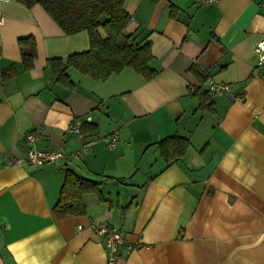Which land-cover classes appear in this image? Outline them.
<instances>
[{
  "label": "crops",
  "instance_id": "crops-1",
  "mask_svg": "<svg viewBox=\"0 0 264 264\" xmlns=\"http://www.w3.org/2000/svg\"><path fill=\"white\" fill-rule=\"evenodd\" d=\"M124 9L125 32L150 43L154 77L126 68L97 81L68 67L69 89L50 61L87 51L88 33L67 35L41 6L0 0V264H105L92 223L125 238L116 264H264V68L255 50L264 0H125ZM28 42L35 56L25 69ZM193 66L230 92L210 96ZM74 120L96 128L85 149ZM28 131L38 149L63 157L28 164ZM114 132L108 148L102 138ZM173 135L189 146L167 163L158 142ZM68 170L99 183L100 194L82 195L83 213L58 217Z\"/></svg>",
  "mask_w": 264,
  "mask_h": 264
},
{
  "label": "trees",
  "instance_id": "trees-1",
  "mask_svg": "<svg viewBox=\"0 0 264 264\" xmlns=\"http://www.w3.org/2000/svg\"><path fill=\"white\" fill-rule=\"evenodd\" d=\"M21 4L31 8L41 6L67 35H74L86 31L89 36L90 47L87 51L74 53L65 59L50 61L53 79L74 88L66 70L72 67L81 74L97 81H105L112 75L120 74L130 68L145 79H151L156 70L150 66L152 53L149 41L141 45L134 42L135 37L126 33L125 28L131 20L124 9L125 0H18ZM156 1V0H154ZM101 27L106 37H101L98 28ZM22 51V61L25 69L32 66L35 56L33 42H28ZM192 73L204 83L207 74L204 70L193 66ZM11 72H2V76H10ZM200 107L209 105V96L198 92ZM81 132L84 137L96 134L95 126L82 124ZM189 146L187 138L168 136L158 142L161 155L167 163L184 155ZM85 193L99 192V183L82 178L71 171L65 173L64 182L60 189V198L54 205L56 216L79 214L84 212L81 198Z\"/></svg>",
  "mask_w": 264,
  "mask_h": 264
},
{
  "label": "built area",
  "instance_id": "built-area-1",
  "mask_svg": "<svg viewBox=\"0 0 264 264\" xmlns=\"http://www.w3.org/2000/svg\"><path fill=\"white\" fill-rule=\"evenodd\" d=\"M2 2H7L8 0H1ZM200 6H206L214 4L217 0H197ZM257 53V65L259 68H264V38H262L255 48ZM206 92L210 95H218L222 93L230 92L229 85L227 83L217 82L212 79L206 81ZM242 100V97H238ZM82 123L79 120L72 121L70 125V130L80 137L83 138L84 144L83 149L91 145L92 141H86L83 133L81 132ZM37 139L36 134L33 132H26L22 141L27 146L25 159L26 162L32 166H43L54 164L63 157V151L61 148L56 149H38L35 146V141ZM103 142L108 148H114L117 145L118 137L117 132L106 135L102 138ZM80 152L75 154V157L79 155ZM91 228L96 235L97 239L103 244L105 251V264H116L117 261V250L118 247L125 244V238L122 236L117 228L108 226L104 223H92Z\"/></svg>",
  "mask_w": 264,
  "mask_h": 264
}]
</instances>
